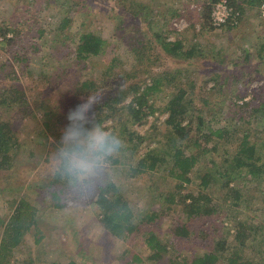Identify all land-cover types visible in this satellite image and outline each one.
Masks as SVG:
<instances>
[{
    "label": "rangeland",
    "instance_id": "374dc122",
    "mask_svg": "<svg viewBox=\"0 0 264 264\" xmlns=\"http://www.w3.org/2000/svg\"><path fill=\"white\" fill-rule=\"evenodd\" d=\"M126 1L136 5L135 10L138 8L137 4H142L143 8H146V19L139 26L142 36L140 41L146 47L140 53L141 55L132 52L127 35L126 39L121 38L123 34L121 21L124 15L129 16V10L127 13L122 11L123 6L116 0H93L90 14L86 19L83 11L68 0H52V2L49 0H0V24L2 22L12 24L27 17L44 32L43 37L36 39L41 46L40 50L31 55L29 62V71L34 75L35 82L30 85L26 77L19 75L21 83L26 84V87L28 85L32 87L33 93L30 92L33 97L30 100L38 101L32 105L34 106L33 116H25L20 110L12 109L9 110V116L5 117L11 122H16L23 145L17 160L20 165H26L27 171L20 169L10 173H0V220L7 221L14 214L18 202L24 199L35 207L36 225L32 227L22 245L14 251V255L9 258H0V264H69L70 262L126 264L127 261L132 262L133 256L138 257L137 264H158L149 261L147 248L136 234L127 239H118L104 229L101 223L102 217L94 204L95 192L89 199L79 201L74 206L69 202L68 189L62 181L64 189L62 202L72 206L67 209H54L52 206L53 189L44 186H49L53 178L49 179L50 176H47L43 170L48 171L47 163L53 164L54 157L62 147V141L59 144L53 133L63 135L68 120L66 112L58 109L65 102L69 103L71 97H76L72 94V90L77 89L76 86L79 87L83 82L89 81L92 86L95 84L100 87L101 84H105L104 80H116V86L112 85L115 88L113 92L117 93L118 98L124 99L121 103L112 105L111 112L107 111V118L102 122V126L105 130L117 133L125 144L113 161L111 160L109 174L105 175L102 183L98 182L97 187L109 181L118 183L122 195L127 198L134 213L148 211L150 207L158 210L159 206H162L158 196L174 185L173 180L169 175H164L163 171L137 174L134 177L130 169L133 164L136 166L140 158L148 152L159 151L165 157H170V154L175 152L177 143L174 139H171L172 141L168 139L169 135L164 125L167 118L165 107L173 92L178 93L180 86L182 89L184 87L189 90L186 99L190 101L192 92L200 93L204 85L206 91L212 88L221 90L219 86H215L218 83L216 78H220L221 84L227 85L228 81L231 82L230 88L226 86L218 93V100L223 107L231 105L226 102V98H232L236 102L237 96L243 94L246 100L250 101L256 90L264 94L262 5L250 7L245 0H236V5L238 4L241 8L239 9L241 19L239 26L225 27L216 31L209 27L203 28V17L207 15L206 7L209 6L204 0ZM29 2L33 4V12L23 13V8ZM170 12L173 15L171 19L168 20V16L166 19L162 18ZM209 15L211 18L212 10ZM65 18L72 19L71 28L57 33V28ZM174 18L176 20L172 22L171 27L175 29V32L167 38H171L173 42L178 38L183 44L184 52L191 50L192 47H202L205 53L196 58H200L197 62H193L195 59L183 62L177 59V62L158 48H151L153 45L150 42L153 39H163L172 33L173 30L169 25ZM125 29V32H130L131 36H137L136 28L131 22H127ZM82 32L100 36L107 45L102 56L80 64L77 63L76 54L72 51L76 49ZM158 34L161 35L159 38ZM2 42L3 37L0 36V44ZM5 57L6 53L0 47L1 60ZM112 60H116L115 70L113 69L111 77H105ZM43 73L48 80H43ZM165 73L175 74L176 82L172 81V84H169V79H164L165 82L148 97V105L152 108L144 109L147 118L140 124L131 123L133 119L129 109L137 108L136 95L140 96L143 90L150 87L153 84V78ZM106 91L111 90L104 89L102 92ZM97 100L94 97H86L84 102L95 104ZM238 103L241 104V101ZM40 104L58 112V117H53L50 122L51 129L47 128L46 124L49 120L45 117L44 110L37 107ZM200 104L191 102L190 115H192V108ZM152 110L153 114H151ZM221 113L213 123L215 129L224 124ZM254 126L260 136L257 140L261 138L258 143L260 150L264 148L261 144L264 142V118L257 119ZM208 131L209 121L203 133L206 134ZM135 135L143 138L139 149L136 148L139 142H131ZM187 150L185 153L188 155ZM205 160L206 163H200L197 169L206 170L208 167L216 166V164L208 163V157ZM215 160L219 159L215 158ZM48 172L51 174L50 171ZM195 173L193 171L191 176ZM235 185L238 190L243 189L245 194L241 210L230 211L231 199L219 200L220 193L217 195L216 203L223 205V210L229 211L231 216L233 213L238 220L246 219L247 223L254 224L258 239L263 238L264 184L262 179L250 177L243 172L233 183V186ZM55 188L60 189L59 185ZM197 188V182L189 186V189L195 192ZM176 216V213L170 216L163 226L164 235L172 228ZM231 222L230 226L235 228L236 220L233 219ZM195 230L197 233L188 242H183L184 254L194 251L203 252L208 245V240L204 239L205 235L201 232L199 225L195 226ZM2 237L3 230L0 227V242ZM163 263L169 264V258Z\"/></svg>",
    "mask_w": 264,
    "mask_h": 264
},
{
    "label": "trees",
    "instance_id": "16d2710c",
    "mask_svg": "<svg viewBox=\"0 0 264 264\" xmlns=\"http://www.w3.org/2000/svg\"><path fill=\"white\" fill-rule=\"evenodd\" d=\"M68 1H72L83 11L85 19L89 16L93 0ZM116 1L123 6L122 11L127 13L129 10V16L124 15L125 18L123 17L121 21V31L123 32L121 38L126 39L127 35V39L130 41L128 45L132 52L141 55L140 53L146 47L140 41L142 36L139 26L146 19V8H143L142 4H137L138 8L135 10L136 5L128 3L126 0ZM204 1L209 6H205L207 15L203 17V28L209 27V29L217 31L218 29L212 25L209 14L220 0ZM245 1L250 7L264 4V0ZM229 2L235 10H241L240 6L236 5V0H229ZM32 9L33 4L29 2L23 8V13H32ZM172 12L162 18L166 19L168 16V20L171 19ZM175 20L174 18L171 21L170 27ZM128 21L136 28L137 36H131L130 32H125ZM238 22H241L240 18ZM72 23L71 18H65L57 28V33L68 30ZM239 23L236 26L228 23L223 28H235L239 26ZM172 30V33L163 39L159 38L161 35L158 34L159 39H153L150 42L153 45L151 48H158L174 61L178 59L183 62L195 59L193 62H197L200 58H196L205 53L202 47H192L191 50L184 52L183 44L178 38L174 42L171 41V38H167L175 32V29ZM11 34L12 36H10ZM43 35L44 32L27 17L12 24L6 22L0 24V36L3 37L0 47L6 53L4 60L0 58V173H10L26 168V165H20L17 160L23 145L15 125L16 122H11L5 117L9 116V110L12 109L20 110L25 116L32 115L34 109L32 105L38 101L37 99L36 101L30 100L33 97L30 85L35 82V77L29 71V62L31 55L36 54L41 47L36 39ZM106 45V41L100 36L82 32L76 49L72 52L76 54L77 63L82 64L102 56ZM115 66L116 60H112L106 70L105 77H111ZM19 75L27 78L30 84L29 88L19 81ZM176 78L175 74L167 73L153 78V84L143 90L140 96L136 95L137 108L130 107L129 109L133 119L131 123H142L147 118L144 109L152 108L148 105V97L165 82L164 79H169V84H172V81L176 82ZM43 80H48L45 73H43ZM216 80L218 83L215 86H219L221 90L231 85L230 81L226 85L219 83L220 78H216ZM104 82L105 84H101L100 87L95 84L92 86L89 81L83 82L79 87L76 86L77 89L72 90V94H75L76 97L70 96V102H65L58 110H64L67 114L70 109L84 103L86 97L97 98L93 111L100 112L102 125V122L107 118V111L111 112L112 105L121 103L124 99L118 98L117 93L113 92L115 88L112 85L116 86V80L109 79ZM169 84L168 86L171 87ZM103 88L111 91L102 92ZM205 89L204 85L203 91L200 93L193 91L190 101L186 99L189 90L184 87L182 89V86L178 89V93L171 94L168 105L165 107L167 118L164 125L170 137L168 139L170 141L174 139L177 143L175 152H172L170 157H165L159 151L148 152L140 158L136 166L133 164L130 168L134 177L137 174L160 171H163L164 175H169L174 185L170 190L162 192L158 196L162 206H159L158 210L150 207L148 211L134 213L129 201L122 195L119 184L109 181L96 187L95 208L102 217L101 223L104 229L114 238L127 239L134 234L141 238L151 262L164 264V260L169 258V264H264V237L258 239L254 224L247 223L246 219L238 220V217H235L233 213L231 216L229 211H224L223 205L216 203L217 195L220 193L219 200L231 199L230 211L241 210L244 205V190H238V187L233 186V183L243 172L250 177L261 178L264 184V148L259 150L258 143L261 138L259 141L257 140V137L260 136L254 126L257 119L264 118V94H260L259 90H256L254 99L252 98L253 100L250 101L246 100V96L243 94L237 96L236 102L232 98H226V102L231 105L223 107L218 100V93L221 90L212 88L206 91ZM238 101H241V104ZM191 102L201 103L192 108V115H190ZM222 102L225 103L224 100ZM37 107L44 110L45 117L49 120L46 124L47 128L51 129L50 122L53 117H58V112L52 111L43 104ZM220 113L224 124L215 129L213 123L218 119ZM151 114H153V110ZM207 121H209V131L204 134L203 129ZM87 127L90 126L85 125V128ZM53 135L56 141L61 144L62 135L54 133ZM141 140L143 141V138L140 135H135L131 142H139L136 145V148L139 149ZM178 142H180L179 145ZM261 144L264 145V142ZM186 149L189 151L188 155L185 153ZM206 157H208V163L216 164V166L208 167L206 170L197 169L200 163H206ZM215 158L219 160H215ZM111 160L113 161V158ZM216 161L219 162L216 163ZM50 164L47 163V170L52 175L48 171L43 170V172L53 180L49 182V186L45 185L44 187L53 189L51 194L54 209H67L72 204L62 202L64 182L61 183L62 180L53 171V164ZM24 171L26 172L27 169ZM193 171L196 173L191 176ZM194 182H197V192L189 189V186ZM58 185L60 189L55 188ZM174 213L177 216L173 221L172 228L164 235L163 226ZM36 215L35 207L22 199L18 202L14 214L7 221L0 220V227L3 230L0 258H9L14 255V251L22 245L32 227L36 225ZM233 219L237 222L235 228L230 226ZM196 225L201 228V232L205 235L204 239L208 240V245L203 252L194 251L184 254L183 242H188L197 233ZM213 239L215 240L213 241ZM137 260L138 257L133 256L132 262L127 261L126 264H137ZM69 264L77 263L70 262Z\"/></svg>",
    "mask_w": 264,
    "mask_h": 264
},
{
    "label": "clouds",
    "instance_id": "9594fccd",
    "mask_svg": "<svg viewBox=\"0 0 264 264\" xmlns=\"http://www.w3.org/2000/svg\"><path fill=\"white\" fill-rule=\"evenodd\" d=\"M94 107L84 102L68 111L62 147L54 157L53 171L64 182L73 204L92 196L98 182L109 174L111 159L125 144L117 133L104 129L101 114L93 111Z\"/></svg>",
    "mask_w": 264,
    "mask_h": 264
},
{
    "label": "built area",
    "instance_id": "2783aa9c",
    "mask_svg": "<svg viewBox=\"0 0 264 264\" xmlns=\"http://www.w3.org/2000/svg\"><path fill=\"white\" fill-rule=\"evenodd\" d=\"M261 14L264 17V4L261 6ZM239 18V11L235 10L229 0H220L212 9V25L218 30L228 23L238 25Z\"/></svg>",
    "mask_w": 264,
    "mask_h": 264
}]
</instances>
